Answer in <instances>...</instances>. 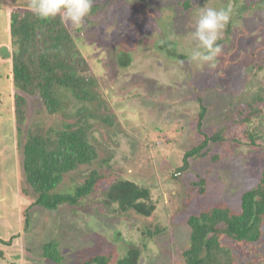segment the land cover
Segmentation results:
<instances>
[{"label":"rangeland","instance_id":"1","mask_svg":"<svg viewBox=\"0 0 264 264\" xmlns=\"http://www.w3.org/2000/svg\"><path fill=\"white\" fill-rule=\"evenodd\" d=\"M5 1L0 0V6ZM112 1L94 24L67 25L105 100L98 112L112 124L90 117L98 159L66 175L60 190L67 192L83 183L93 169L106 179L77 206L65 204L54 211L30 207L33 200L23 193L32 190L24 184L22 148L17 147L9 121L0 119V231L15 235L10 246L0 242L1 264H84L96 257L106 258V264H123L129 253L133 264H184L189 217L219 204L239 211L241 195L261 179L264 100L250 119L238 121L247 117L246 104L264 87V67L258 66L264 63V0ZM229 6L231 20L218 41L223 52L215 67H201L189 59L171 61L158 50L170 42L190 56L194 47L190 33L199 9ZM3 14L0 10V21ZM122 52L130 53L129 66L118 63L119 54L127 59ZM3 85L0 92L5 91ZM198 96L207 107L202 129L209 135L223 131L225 140L211 143L205 155L190 159L180 172L185 151L204 140L192 132ZM27 100L25 131L38 111H45L39 99L27 96ZM70 105L73 114L79 104L73 100ZM239 108L246 113L234 120ZM54 118L59 124L69 120L45 112L43 125L57 124ZM250 133L256 145L251 144ZM26 138L24 134L22 147ZM117 178L150 189L148 201L155 208L149 217L106 204L107 189ZM48 243L57 244L59 262L44 257ZM223 244L235 264H264V227L259 242L224 238Z\"/></svg>","mask_w":264,"mask_h":264},{"label":"trees","instance_id":"2","mask_svg":"<svg viewBox=\"0 0 264 264\" xmlns=\"http://www.w3.org/2000/svg\"><path fill=\"white\" fill-rule=\"evenodd\" d=\"M112 2L115 3L112 0H94L86 24L97 22L100 14L106 13ZM28 5L29 0H6L0 6L4 12V19L0 21V84L5 86V91L0 92V119L9 121L7 124L8 127L12 126L11 133L17 138V147L19 150L22 148L20 165L24 184L32 190L26 192L23 188V193L31 196L33 203L30 207L39 206L54 211L65 204L77 206L81 200L96 193L106 179L104 173L93 169L88 171L83 183L75 184L67 192L60 190L66 175L83 166L89 167L98 159L97 147L90 138V117L103 119L107 124H112V121L107 115L98 112L105 105V100L68 26L61 22L59 16L48 20L39 19ZM186 7H189L188 2ZM158 50L171 61L189 59V55L179 53L170 42ZM121 54L127 59H121L119 54L118 63L122 67L129 66L130 53ZM258 66L262 70L264 63ZM27 96L39 99L45 111L40 109L36 121L30 123L25 131L29 108ZM73 100L79 106L72 114L68 109ZM198 100L200 107L192 124V132L195 136H203L204 140L185 151L180 172L187 169L190 159L205 155L203 151L211 143L225 140L223 131L214 135L204 132L202 128L207 107L201 97L198 96ZM263 100L262 85L253 95L252 102L246 104L249 110L247 117L243 116L238 122L244 123L257 113L259 102ZM45 112L52 118L63 115L65 120H69L59 124L60 120L54 118L57 124L45 126L42 123ZM245 113L244 109L239 108L234 120ZM24 134L27 138L22 147ZM249 136L251 144L256 145L255 136L251 133ZM150 197L148 187L130 179L117 178L107 189L106 204H117L123 211L149 217L155 208L148 201ZM188 225L191 233L189 247L183 253L184 264H235V258L223 244V239L244 243L260 241L264 227V171L258 184L241 195L239 211L219 204L190 216ZM0 232L3 233L0 242L3 246H10L15 235L8 236L9 230ZM44 253L50 260L59 262L57 244H46ZM133 258L132 253H129L122 263L133 264ZM106 262V258L96 257L84 264Z\"/></svg>","mask_w":264,"mask_h":264},{"label":"clouds","instance_id":"3","mask_svg":"<svg viewBox=\"0 0 264 264\" xmlns=\"http://www.w3.org/2000/svg\"><path fill=\"white\" fill-rule=\"evenodd\" d=\"M94 0H29L28 7L41 20L60 17L63 24L72 28L84 26L90 15ZM232 9L200 8L195 17V30L190 33L194 42L189 60L198 66L215 67L218 57L223 52V45L218 43L221 35L231 20Z\"/></svg>","mask_w":264,"mask_h":264},{"label":"crops","instance_id":"4","mask_svg":"<svg viewBox=\"0 0 264 264\" xmlns=\"http://www.w3.org/2000/svg\"><path fill=\"white\" fill-rule=\"evenodd\" d=\"M44 257H45V253H44ZM52 261V260H51ZM54 262V261H53ZM0 264H1V262H0Z\"/></svg>","mask_w":264,"mask_h":264}]
</instances>
